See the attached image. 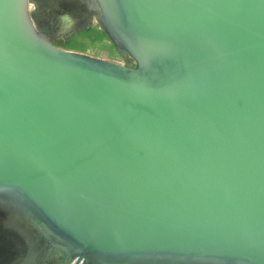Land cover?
<instances>
[{
    "label": "water",
    "instance_id": "obj_1",
    "mask_svg": "<svg viewBox=\"0 0 264 264\" xmlns=\"http://www.w3.org/2000/svg\"><path fill=\"white\" fill-rule=\"evenodd\" d=\"M0 264H264V0H0Z\"/></svg>",
    "mask_w": 264,
    "mask_h": 264
},
{
    "label": "trees",
    "instance_id": "obj_2",
    "mask_svg": "<svg viewBox=\"0 0 264 264\" xmlns=\"http://www.w3.org/2000/svg\"><path fill=\"white\" fill-rule=\"evenodd\" d=\"M64 48L90 54L95 57L107 55L111 60L119 58L112 44H110L102 32L96 27H93L88 32H83L80 35L74 36L64 44Z\"/></svg>",
    "mask_w": 264,
    "mask_h": 264
},
{
    "label": "rangeland",
    "instance_id": "obj_3",
    "mask_svg": "<svg viewBox=\"0 0 264 264\" xmlns=\"http://www.w3.org/2000/svg\"><path fill=\"white\" fill-rule=\"evenodd\" d=\"M101 57L104 58V59H109L107 55H103Z\"/></svg>",
    "mask_w": 264,
    "mask_h": 264
}]
</instances>
